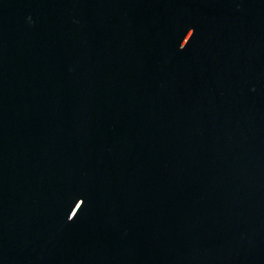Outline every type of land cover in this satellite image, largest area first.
I'll return each instance as SVG.
<instances>
[{
  "label": "water",
  "instance_id": "obj_1",
  "mask_svg": "<svg viewBox=\"0 0 264 264\" xmlns=\"http://www.w3.org/2000/svg\"><path fill=\"white\" fill-rule=\"evenodd\" d=\"M0 264H264V0H0Z\"/></svg>",
  "mask_w": 264,
  "mask_h": 264
}]
</instances>
